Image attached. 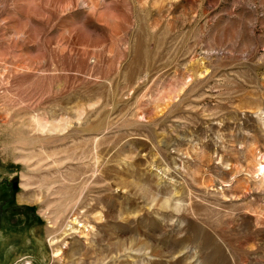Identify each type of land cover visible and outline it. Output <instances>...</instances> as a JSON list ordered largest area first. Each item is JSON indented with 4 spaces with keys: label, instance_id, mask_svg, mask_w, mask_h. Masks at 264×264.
<instances>
[{
    "label": "rangeland",
    "instance_id": "rangeland-1",
    "mask_svg": "<svg viewBox=\"0 0 264 264\" xmlns=\"http://www.w3.org/2000/svg\"><path fill=\"white\" fill-rule=\"evenodd\" d=\"M261 165L264 0H0V264H264Z\"/></svg>",
    "mask_w": 264,
    "mask_h": 264
},
{
    "label": "bare ground",
    "instance_id": "bare-ground-1",
    "mask_svg": "<svg viewBox=\"0 0 264 264\" xmlns=\"http://www.w3.org/2000/svg\"><path fill=\"white\" fill-rule=\"evenodd\" d=\"M259 173H260L261 175L264 174V165H261V166H260V168H259ZM61 239H62V238H61ZM59 242H60V241H57V242L54 241V242L52 243V245H55V246L57 245V246H58V245H59ZM55 250H56V249H55Z\"/></svg>",
    "mask_w": 264,
    "mask_h": 264
}]
</instances>
